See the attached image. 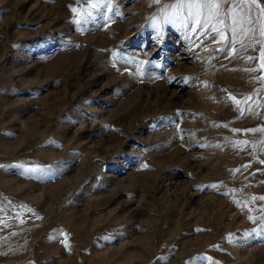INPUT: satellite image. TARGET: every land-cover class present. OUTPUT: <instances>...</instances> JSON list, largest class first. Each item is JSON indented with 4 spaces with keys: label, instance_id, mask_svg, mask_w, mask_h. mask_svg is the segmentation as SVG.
<instances>
[{
    "label": "rangeland",
    "instance_id": "rangeland-1",
    "mask_svg": "<svg viewBox=\"0 0 264 264\" xmlns=\"http://www.w3.org/2000/svg\"><path fill=\"white\" fill-rule=\"evenodd\" d=\"M175 2L0 0V264H264V45Z\"/></svg>",
    "mask_w": 264,
    "mask_h": 264
},
{
    "label": "snow or ice",
    "instance_id": "snow-or-ice-1",
    "mask_svg": "<svg viewBox=\"0 0 264 264\" xmlns=\"http://www.w3.org/2000/svg\"><path fill=\"white\" fill-rule=\"evenodd\" d=\"M79 2V0H78ZM88 7L83 9L84 19L92 17L93 13H99L101 9H107L109 12L113 10L112 0H85ZM154 3H160L161 0H153ZM171 11L166 12L162 21L153 20L152 27L160 29L162 24H177L185 29L189 28L191 23V32L196 33L197 29L207 32L211 30L219 41L224 43L236 44L239 43L241 48H247L253 40L264 45V0H176L175 3L168 5ZM71 11L76 13L77 8L71 7ZM119 13H117L118 15ZM110 19V17H107ZM75 24H80V19L73 21ZM230 33V37L228 35ZM257 36L261 39H257ZM222 50V49H221ZM231 51L236 52V48L232 47ZM260 67L264 69V48L260 53ZM113 60L124 59L125 63L133 62L121 56L118 52L112 53ZM248 59H255L248 57ZM145 63L140 61L139 64ZM115 66V64H113ZM137 71L142 74V69L137 68ZM237 105L240 101L234 96L229 97ZM248 131H264V129H250ZM3 167V165H0ZM16 167L21 168V174H43L46 169L39 164L26 166L18 164ZM216 187V185H211ZM260 199H264L261 197ZM249 220H254V217L249 216ZM260 227L264 231V217L260 218ZM255 231V229L253 230ZM65 247L69 245L64 241ZM201 259H211L204 257Z\"/></svg>",
    "mask_w": 264,
    "mask_h": 264
}]
</instances>
